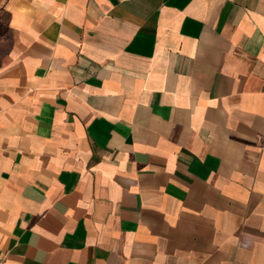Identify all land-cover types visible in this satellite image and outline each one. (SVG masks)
<instances>
[{
    "label": "crops",
    "instance_id": "1",
    "mask_svg": "<svg viewBox=\"0 0 264 264\" xmlns=\"http://www.w3.org/2000/svg\"><path fill=\"white\" fill-rule=\"evenodd\" d=\"M0 26V264H264V0Z\"/></svg>",
    "mask_w": 264,
    "mask_h": 264
},
{
    "label": "rangeland",
    "instance_id": "2",
    "mask_svg": "<svg viewBox=\"0 0 264 264\" xmlns=\"http://www.w3.org/2000/svg\"><path fill=\"white\" fill-rule=\"evenodd\" d=\"M3 39V32H2V29H1V26H0V46L2 44L1 40ZM1 51V49H0Z\"/></svg>",
    "mask_w": 264,
    "mask_h": 264
}]
</instances>
